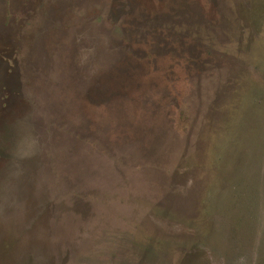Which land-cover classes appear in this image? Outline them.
Instances as JSON below:
<instances>
[{"label":"rangeland","instance_id":"rangeland-1","mask_svg":"<svg viewBox=\"0 0 264 264\" xmlns=\"http://www.w3.org/2000/svg\"><path fill=\"white\" fill-rule=\"evenodd\" d=\"M0 264H264V0H0Z\"/></svg>","mask_w":264,"mask_h":264}]
</instances>
